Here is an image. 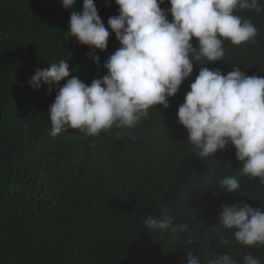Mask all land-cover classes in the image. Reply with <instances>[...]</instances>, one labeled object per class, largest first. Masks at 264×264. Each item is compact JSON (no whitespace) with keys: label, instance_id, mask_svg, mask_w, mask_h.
Returning a JSON list of instances; mask_svg holds the SVG:
<instances>
[{"label":"trees","instance_id":"obj_1","mask_svg":"<svg viewBox=\"0 0 264 264\" xmlns=\"http://www.w3.org/2000/svg\"><path fill=\"white\" fill-rule=\"evenodd\" d=\"M94 3L110 32L107 49L95 53L67 33L71 11L81 12L83 0L73 9L61 0H0V264H186L188 250L201 264L226 253L237 264L249 254L264 264V245L243 246L235 229L218 226L221 205L242 202L264 211V184L241 174L231 143L199 157L177 115L201 67L223 74L240 67L264 77V0L259 13L234 12L255 25V42L226 40L222 61L194 62L168 108L151 107L130 128L113 125L97 136L69 129L53 137L47 111L57 85L37 89L29 81L36 69L60 60L69 65L68 78L89 85L107 74L103 65L120 47L107 24L118 6ZM161 8H170L168 0ZM228 176L239 181L236 193L219 190ZM161 209L188 229H146L145 218L162 219ZM225 239L227 246L220 243Z\"/></svg>","mask_w":264,"mask_h":264},{"label":"clouds","instance_id":"obj_2","mask_svg":"<svg viewBox=\"0 0 264 264\" xmlns=\"http://www.w3.org/2000/svg\"><path fill=\"white\" fill-rule=\"evenodd\" d=\"M164 2L115 0L119 14L110 17L107 24L120 47L103 65L107 74L93 79L90 85L77 76L68 78L65 60L35 70L31 86L57 85L55 100L47 111L53 137L69 129L97 136L113 125L130 128L142 117L147 118L151 107H169V98L190 77L194 62L206 64L199 63L202 58L207 63L222 61L224 41L233 45L255 42V25L234 12L239 8L259 13L262 9L258 0H168L167 10L161 8ZM61 4L73 9L76 0H61ZM67 33L93 53L108 47L110 32L94 0H83L81 12L71 11ZM193 38L198 41L197 47L191 42ZM93 59L98 62L99 56ZM189 87L177 115L178 123L187 129V139L198 149L197 155L215 156L231 143L236 159L242 162L241 174L259 178L264 184V77L247 76L240 67L227 74L201 67ZM239 188L235 176L220 180L219 190L225 193H236ZM221 209L218 226L235 229L239 244L264 245V211L242 202L221 205ZM161 213L162 219L148 215L143 221L145 228L173 234L188 229L187 224H174L166 209ZM220 243L227 246L229 241ZM186 264H201V260L188 250ZM209 264L237 262L226 253ZM243 264H260V260L249 254L243 257Z\"/></svg>","mask_w":264,"mask_h":264}]
</instances>
